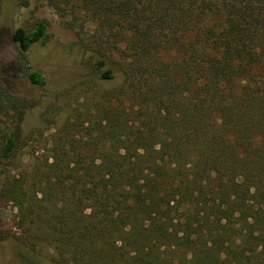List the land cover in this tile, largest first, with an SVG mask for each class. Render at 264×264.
<instances>
[{"label": "trees", "instance_id": "obj_1", "mask_svg": "<svg viewBox=\"0 0 264 264\" xmlns=\"http://www.w3.org/2000/svg\"><path fill=\"white\" fill-rule=\"evenodd\" d=\"M44 2L76 32L83 103L30 122L39 101L0 69L17 262L264 264V0ZM46 30L9 34L40 88Z\"/></svg>", "mask_w": 264, "mask_h": 264}, {"label": "rangeland", "instance_id": "obj_2", "mask_svg": "<svg viewBox=\"0 0 264 264\" xmlns=\"http://www.w3.org/2000/svg\"><path fill=\"white\" fill-rule=\"evenodd\" d=\"M39 19L46 21L48 36L45 41L36 42L29 48L27 64L30 70L40 71L45 82L42 88L26 80L25 66L9 40L10 31L16 26L30 29ZM76 39L75 30L64 25L56 11L44 0L33 1L28 7L22 5V0H4L0 17V69L7 67L14 71L18 89L39 101L28 112L30 122H36L40 113H58L54 109L59 105L73 107L83 103L79 82L85 69L81 63L82 50ZM9 170L10 178L17 180L18 151ZM1 185L0 180V264H19L14 241L2 237L17 232L18 203L3 197Z\"/></svg>", "mask_w": 264, "mask_h": 264}]
</instances>
